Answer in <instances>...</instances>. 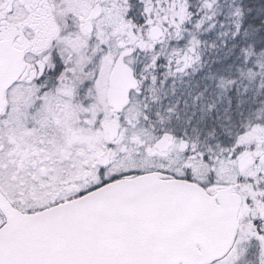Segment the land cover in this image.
Here are the masks:
<instances>
[{"label":"snow or ice","instance_id":"obj_1","mask_svg":"<svg viewBox=\"0 0 264 264\" xmlns=\"http://www.w3.org/2000/svg\"><path fill=\"white\" fill-rule=\"evenodd\" d=\"M0 264H264V0H0Z\"/></svg>","mask_w":264,"mask_h":264}]
</instances>
